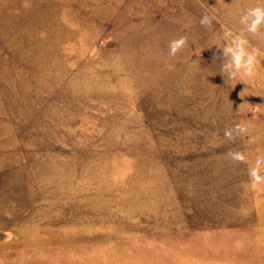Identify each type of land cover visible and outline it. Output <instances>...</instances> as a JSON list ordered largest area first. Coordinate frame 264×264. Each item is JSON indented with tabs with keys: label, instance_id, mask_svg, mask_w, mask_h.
I'll return each mask as SVG.
<instances>
[{
	"label": "rangeland",
	"instance_id": "rangeland-1",
	"mask_svg": "<svg viewBox=\"0 0 264 264\" xmlns=\"http://www.w3.org/2000/svg\"><path fill=\"white\" fill-rule=\"evenodd\" d=\"M256 6L0 0V264H264Z\"/></svg>",
	"mask_w": 264,
	"mask_h": 264
},
{
	"label": "clouds",
	"instance_id": "clouds-1",
	"mask_svg": "<svg viewBox=\"0 0 264 264\" xmlns=\"http://www.w3.org/2000/svg\"><path fill=\"white\" fill-rule=\"evenodd\" d=\"M205 14L200 23L203 25H211L212 19ZM251 21L248 24V21ZM241 24H245L248 33L257 34L262 26H264V6H256L248 8L247 11L240 17ZM230 35V33H229ZM186 37H180L179 39H173L169 42V55L175 56L178 51L186 44ZM223 52L226 56L230 57L229 63L225 66V69H231L227 71L229 78H251L255 73V65L257 64L258 54L254 48L249 46L248 40L241 34L236 36L229 46L223 48ZM245 92V90H244ZM235 131H239V125L234 126ZM226 136H231L232 131H226ZM257 180L261 177L257 176Z\"/></svg>",
	"mask_w": 264,
	"mask_h": 264
}]
</instances>
